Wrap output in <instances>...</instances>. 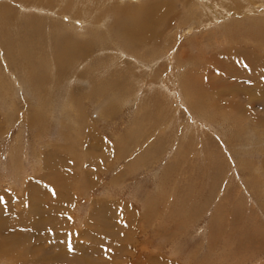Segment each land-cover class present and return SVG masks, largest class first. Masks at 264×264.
Listing matches in <instances>:
<instances>
[{"label": "rangeland", "instance_id": "374dc122", "mask_svg": "<svg viewBox=\"0 0 264 264\" xmlns=\"http://www.w3.org/2000/svg\"><path fill=\"white\" fill-rule=\"evenodd\" d=\"M263 91L264 0H0V264H264Z\"/></svg>", "mask_w": 264, "mask_h": 264}, {"label": "bare ground", "instance_id": "6f19581e", "mask_svg": "<svg viewBox=\"0 0 264 264\" xmlns=\"http://www.w3.org/2000/svg\"><path fill=\"white\" fill-rule=\"evenodd\" d=\"M257 1V0H256ZM259 1V0H258ZM255 2V1H254ZM254 4V3H253ZM252 5V4H251ZM159 6V4L157 3H154L152 4L150 7H148L147 9H144V7H142L141 9V14H139V16L141 15V18L139 19V22L137 24V27H138V30L140 31V36L141 38H145L146 35L151 31L153 30L154 28L152 27V22H155V23H158L159 20H160V10H158L156 7ZM235 9V8H234ZM162 16V15H161ZM138 17V16H137ZM139 18V17H138ZM163 18V17H162ZM133 20V19H132ZM136 20V19H135ZM141 20V21H140ZM131 22V21H129ZM128 22V23H129ZM133 22V21H132ZM137 22V21H136ZM259 22V21H258ZM239 23V22H238ZM133 24V23H132ZM231 26V25H230ZM136 27V28H137ZM129 28V27H127ZM133 28V27H132ZM131 28V29H132ZM137 30V31H138ZM129 31V30H128ZM138 31V32H139ZM133 34V33H132ZM133 36V35H132ZM239 55V54H238ZM243 57V56H242ZM257 59V58H256ZM238 60H240L238 58ZM255 60V59H254ZM262 60V59H261ZM244 62V61H243ZM258 63V65L260 66L259 62H256ZM252 64V63H251ZM245 66V65H244ZM259 66L256 67V69L258 70L259 69ZM240 70V68H239ZM250 70V69H249ZM243 72V71H242ZM262 72V71H261ZM263 74V73H262ZM260 74V75H262ZM259 75V74H258ZM249 77V76H248ZM251 78V77H250ZM249 78V80H251ZM262 84V83H261ZM259 100L262 101L264 100V91L259 95ZM198 113V112H197Z\"/></svg>", "mask_w": 264, "mask_h": 264}, {"label": "snow or ice", "instance_id": "6c2138e0", "mask_svg": "<svg viewBox=\"0 0 264 264\" xmlns=\"http://www.w3.org/2000/svg\"><path fill=\"white\" fill-rule=\"evenodd\" d=\"M0 200H2V198H0ZM69 250H71V245L69 244Z\"/></svg>", "mask_w": 264, "mask_h": 264}]
</instances>
